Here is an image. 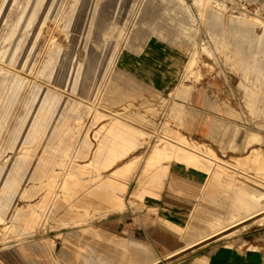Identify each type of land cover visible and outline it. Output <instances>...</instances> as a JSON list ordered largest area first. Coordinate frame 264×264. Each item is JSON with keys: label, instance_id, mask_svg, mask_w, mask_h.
<instances>
[{"label": "rangeland", "instance_id": "rangeland-1", "mask_svg": "<svg viewBox=\"0 0 264 264\" xmlns=\"http://www.w3.org/2000/svg\"><path fill=\"white\" fill-rule=\"evenodd\" d=\"M262 180L264 0H0V264H264Z\"/></svg>", "mask_w": 264, "mask_h": 264}, {"label": "bare ground", "instance_id": "bare-ground-1", "mask_svg": "<svg viewBox=\"0 0 264 264\" xmlns=\"http://www.w3.org/2000/svg\"><path fill=\"white\" fill-rule=\"evenodd\" d=\"M119 132H122V134H128V135L132 136L134 133L136 134L138 132V130L134 126H132V124L129 123V124H126L125 126H122L121 131H119ZM174 146H176V147L172 150L173 157L176 158L178 163L183 165L182 166L183 168H185V169L192 168L193 169L196 166H200L201 164H203L204 174H205L206 177L209 176V174L212 172L214 164H215L211 160V158H209V156L206 159H203L202 154H199L197 150H194L190 146H184L181 142L179 144H175ZM169 149H171V148L170 147H164V148H161V149H158V150L156 149L155 153L161 152V154H163V153H166L167 151H171ZM163 155H165V154H163ZM251 158L252 157L250 156L249 159H245L244 163L246 164ZM257 159L258 158H256V157L254 158L255 161L260 163V160H257ZM216 162H218V161H216ZM221 163H222V161H221ZM261 182H264V180H262ZM210 184H211V187H214L213 184H216V182L214 180V176H211ZM205 189H208V188L205 187ZM251 196H255L258 199L264 197L263 194L256 195L254 193L251 194ZM54 205H56V207H58L59 203L56 201V202H54ZM258 211L263 213V211H264V203H260V204H258L256 206L252 207V208H249L248 211L242 217L246 216L245 218H243V219H246L248 217H251L252 215H255L256 213H258ZM213 221H215V220H213ZM211 224H212V222H211ZM206 227H207V225H202L201 226V228H204V229H206ZM217 231H219V230L216 229V228H214L210 232L206 231V233H204V234H202L200 236V239H204L205 237H208L209 235H211L212 233H216ZM221 236H223V235H221ZM186 246H182V247H186ZM182 247H180L179 249H181ZM127 251L123 250L121 252L123 257H127L128 256L129 252H127Z\"/></svg>", "mask_w": 264, "mask_h": 264}]
</instances>
